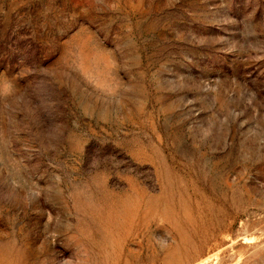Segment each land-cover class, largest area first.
Instances as JSON below:
<instances>
[{
    "label": "rangeland",
    "instance_id": "obj_1",
    "mask_svg": "<svg viewBox=\"0 0 264 264\" xmlns=\"http://www.w3.org/2000/svg\"><path fill=\"white\" fill-rule=\"evenodd\" d=\"M0 264H264V0H0Z\"/></svg>",
    "mask_w": 264,
    "mask_h": 264
}]
</instances>
